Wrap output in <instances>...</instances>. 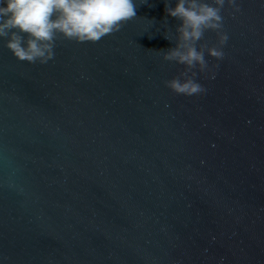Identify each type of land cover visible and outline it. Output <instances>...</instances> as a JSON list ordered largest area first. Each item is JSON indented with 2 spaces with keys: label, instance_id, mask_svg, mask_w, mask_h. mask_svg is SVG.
<instances>
[{
  "label": "water",
  "instance_id": "95a60500",
  "mask_svg": "<svg viewBox=\"0 0 264 264\" xmlns=\"http://www.w3.org/2000/svg\"><path fill=\"white\" fill-rule=\"evenodd\" d=\"M174 2L43 64L0 39V264H264V0L221 9L191 96Z\"/></svg>",
  "mask_w": 264,
  "mask_h": 264
},
{
  "label": "clouds",
  "instance_id": "9594fccd",
  "mask_svg": "<svg viewBox=\"0 0 264 264\" xmlns=\"http://www.w3.org/2000/svg\"><path fill=\"white\" fill-rule=\"evenodd\" d=\"M228 4L236 10V0H175L166 6L169 16L180 23L175 30V47L163 53V59L183 65L178 76L166 81L177 94L191 96L204 91L195 79L197 70L214 76L206 59L224 56L222 46L228 40L221 9ZM134 0H0V39L20 61L48 62L54 57L58 36L77 42H97L118 31L121 24L136 16ZM217 34L213 46L197 44L205 31Z\"/></svg>",
  "mask_w": 264,
  "mask_h": 264
}]
</instances>
